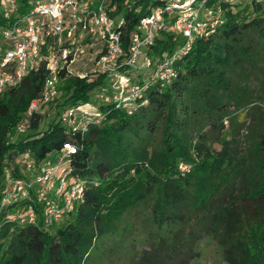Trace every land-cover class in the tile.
Segmentation results:
<instances>
[{
    "label": "trees",
    "instance_id": "trees-1",
    "mask_svg": "<svg viewBox=\"0 0 264 264\" xmlns=\"http://www.w3.org/2000/svg\"><path fill=\"white\" fill-rule=\"evenodd\" d=\"M161 2L111 0L115 4L112 16L120 18L123 52L139 18ZM219 3L208 0L206 5ZM250 4L252 12L260 9V4ZM234 6L228 8L214 32L195 37L176 59L174 78L162 86L146 81L147 73L142 80L132 78L138 89L128 107L116 106L109 92L107 104L99 105L96 118L83 119L82 129L62 119L66 110L88 103L89 95L103 86V74L94 80L72 76L64 81L60 88L66 96L44 126L39 124L40 115L32 113L27 132L16 140L6 133L15 135L13 127L38 96L46 71L40 66L26 74L17 87L0 95V200L7 182L23 170V159L36 171L53 162L65 142L74 152L62 166L85 181L80 201L48 227L43 224L38 201L0 204V264H86L95 242L116 236L123 214L132 213L140 219L136 213L139 209L144 212L149 204L155 231L150 250L137 264H186V259L199 256L202 237L216 241L226 264H264V111L257 118L258 106L252 103L228 115L227 106L215 101L217 119L193 137L182 121L190 106L183 96L189 84L205 78L214 86L220 82L219 65L231 60L244 34L264 36V15L255 11L249 18L247 7ZM4 25L2 13L0 27ZM182 43L179 36L160 33L146 54L164 58ZM126 70L128 67L122 66L121 72ZM58 75L63 79L65 70ZM158 125L162 147L160 158L154 161L146 150ZM225 127L228 140L221 138ZM244 139L248 146L240 152ZM212 144L219 146L214 154L207 147ZM192 148L196 159L191 156ZM174 159L188 165V172H178ZM244 203L249 214L241 216L236 207ZM21 205L35 212L36 224L11 221Z\"/></svg>",
    "mask_w": 264,
    "mask_h": 264
},
{
    "label": "built area",
    "instance_id": "built-area-1",
    "mask_svg": "<svg viewBox=\"0 0 264 264\" xmlns=\"http://www.w3.org/2000/svg\"><path fill=\"white\" fill-rule=\"evenodd\" d=\"M207 1L163 0L161 4L149 7L148 13L139 18L136 32L130 35L127 50L123 52L120 24L114 22L111 0H24L22 3L5 0V25L0 27V95L6 89L17 87L26 74L40 66L46 71L40 92L30 102L25 117L15 128L16 133L23 134L31 114L38 113L41 105L55 97L58 73L64 69L66 75L67 68L78 62L80 54L88 49L87 45L89 48L94 43L99 45L90 71L71 75L82 79L103 74L112 80L110 100L116 106L127 108L138 89L132 79L121 72L122 66L129 69L140 63L147 71L146 81L158 82L161 86L174 78V63L193 39L214 32L228 10L224 5H235L242 0H220L221 3L211 6L206 5ZM247 2L264 5V0ZM160 33L179 36L183 43L164 58L148 56L146 52ZM80 37L93 40L79 42ZM75 110H66L62 120L82 129L81 123H74ZM73 152L70 143H63L53 162L44 163L34 172L31 162L23 159L25 177L11 178L7 182L0 204L38 201L42 205L45 227L59 221L80 201L85 187L83 179L71 176L70 170L62 166L64 159ZM16 214L11 218L12 222L33 225L37 222L31 208Z\"/></svg>",
    "mask_w": 264,
    "mask_h": 264
},
{
    "label": "rangeland",
    "instance_id": "rangeland-1",
    "mask_svg": "<svg viewBox=\"0 0 264 264\" xmlns=\"http://www.w3.org/2000/svg\"><path fill=\"white\" fill-rule=\"evenodd\" d=\"M124 1L125 3H132L133 0ZM111 4V7H113L111 14L113 15L115 11V4ZM234 4L239 6L238 9H245L247 7L248 11H244L242 13L244 14L246 12L249 18H251L254 14H259V12L264 15V5H261L260 9H255L252 12L254 8L247 2V0H242L239 3ZM5 6V0H0V15H2ZM224 7L227 9L230 8V10L236 8L231 4ZM255 11L258 12L256 13ZM116 16L114 18L115 23H117L120 19ZM200 17L203 18V15ZM159 36L158 34L156 35V37ZM86 39L93 40L92 38L80 37L79 42H83ZM87 48L88 49H86L84 53L80 54L78 62L67 68L68 72L65 77L59 80V85L56 87L55 97L49 102L41 105L37 110L40 115L39 124L41 127L44 126V123L55 112L56 107L60 105L61 101L66 96V93L61 90L60 85H62L64 81L68 80V78H71L72 73H84L90 71L89 69L95 56L94 52L99 48V45L94 43L90 47L91 50H89V45H87ZM230 57L231 60L228 59L222 65H219L220 70L216 71L219 75L221 84L220 82H215L213 86L209 82L208 85V81H204L205 78L202 80H194V83L189 84V87L183 94L185 103H187V106L190 104V106L188 107L185 116H182V121L186 127L185 129L187 133L192 137L195 133L206 131L208 129L209 121H213L215 118L217 119V115L215 114L216 108L213 106V102L215 101H222V103L227 106L228 115L233 114V111L237 108L241 106H248L252 103L258 106L255 109L258 113L256 115L257 118L260 116L261 112L264 111V36L256 33H253L252 35L245 33L243 41L238 44L236 51ZM140 60L141 58L138 59V62ZM123 73L130 79L135 78L136 80H142L146 76L145 73H147V71L145 72V69L140 66V63H138L133 68L123 71ZM98 76L99 75L93 78L85 76V78H88V80H94ZM111 82L112 80L104 77L103 86L95 89L93 93L89 95L88 103L76 108L77 110L74 112V122L81 123L83 119H91L98 116L99 105H106L107 101L110 99V97L108 99L107 96L109 92L113 91ZM103 89L104 92H101ZM18 124L19 121L13 127V131L15 133L14 136H12L11 132L10 134L6 133L8 138H14L13 140H16L21 138L22 135L27 132L28 129H26L23 134L16 133L15 128ZM161 137V125H158L150 137L148 148L146 150L147 155L153 157L154 161L160 158L162 147ZM221 138L225 140L230 138L226 127L224 128ZM246 140L248 141L247 136ZM246 140L244 139V142L239 144L240 152L248 146ZM193 143L194 140H192L191 145ZM207 147L213 154L219 151V146L217 144H212ZM190 153L194 159L196 157V153L193 148ZM17 165H19V163ZM174 165L176 166V170L178 172H188L187 166L181 162V160H175ZM17 171L19 172L18 166ZM32 171H34V167H32ZM19 177H25L23 171L19 172ZM29 182H31V179H29ZM30 186L31 189H33L32 183ZM247 205L248 204L245 203L240 204L239 208L235 206L237 213L241 216H244L245 212L249 214V211L244 209ZM27 207L28 205H21L17 210L23 211ZM136 214L140 217V219L133 218L132 213H128L126 215L123 214L117 222L116 236H106L102 240L95 242L86 264H137L142 254L150 250L149 243L152 241L150 239L153 237L155 228L150 222V204L146 207L144 212H141L139 209V213ZM158 234L159 232L155 233V235ZM199 248V256L186 259V264H226L220 256L215 240L209 237H202L200 239Z\"/></svg>",
    "mask_w": 264,
    "mask_h": 264
}]
</instances>
